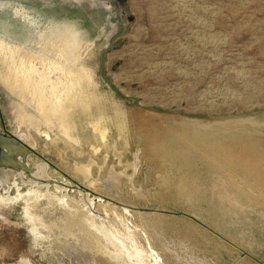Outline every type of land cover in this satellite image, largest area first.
<instances>
[{
	"label": "rangeland",
	"instance_id": "1",
	"mask_svg": "<svg viewBox=\"0 0 264 264\" xmlns=\"http://www.w3.org/2000/svg\"><path fill=\"white\" fill-rule=\"evenodd\" d=\"M8 18L12 21L8 22ZM67 20L78 23L81 36L87 41L76 57L87 68L95 93L102 96L109 115L110 106L116 104L130 118L123 136L116 125L108 123L106 143H117L123 152V164L133 161L136 152L139 167L132 177L134 183L127 180L121 193L127 202L86 187L81 179L62 169L56 147L75 161L77 157L81 162L90 159L91 145L97 140L89 125L92 115H78L79 145L52 129L47 144L42 135L36 146L29 148L12 128L19 113H7L10 99L15 98L0 84V134L16 138L31 151L15 163L25 167L22 170L28 174L27 184L41 187L50 198L63 194L64 200L77 202L81 212L93 214L104 223L114 214L98 210V204L106 209L110 204L135 213L159 214L170 221L165 238L174 241L183 231L196 248L213 252L210 256L216 264H264L259 255L225 237L176 202L175 194L167 189H171L173 174L164 178L166 170L160 166L165 144L170 134L179 131L177 124L183 119L253 117L264 121V0H0L3 34H7L3 30L7 21L15 25L20 35L28 30L35 43L54 21ZM136 112L155 127L136 126ZM92 114H97L95 107ZM30 133L34 137L35 127H30ZM240 143L244 147H234L235 154L246 158L248 165L256 166L264 175V137ZM108 149V168L115 166L120 172L124 167ZM103 154L102 151L97 157ZM29 156L36 161L33 167L27 162ZM39 167L42 170H37ZM55 185L65 190L59 193ZM14 189L21 191L18 198H14ZM27 189L13 185L8 191L0 189V195H4L0 199V264H76L66 252L69 238L58 230H35L31 225L25 210L34 195ZM198 232L206 236L202 239ZM211 236L216 237L217 247L206 243V238L213 241ZM220 240L226 244L224 249L220 248Z\"/></svg>",
	"mask_w": 264,
	"mask_h": 264
},
{
	"label": "bare ground",
	"instance_id": "2",
	"mask_svg": "<svg viewBox=\"0 0 264 264\" xmlns=\"http://www.w3.org/2000/svg\"><path fill=\"white\" fill-rule=\"evenodd\" d=\"M67 21H54L52 28L37 36L35 43L28 30L20 35L15 25L5 21L3 30L7 34L0 33V84L15 98L10 99L7 113H19L12 128L29 148L36 146L42 135L47 144L52 129L79 145L78 115H92L89 125L97 140L91 145V158L81 162L75 155V161L56 147L62 169L66 168L74 178L81 179L86 187L127 202L128 198L121 193L127 180L133 181L132 177L137 174V153H134L133 161L123 164V152L117 143L110 146L106 139L108 123L116 125L123 136L130 118L116 104L110 106L109 115L102 96L95 93L96 86L87 68L76 57L87 41L83 40L78 23ZM32 43L34 47H30ZM93 107L97 109L95 115L92 114ZM133 121L139 128L155 127L137 112L133 113ZM177 125L179 131L170 134L169 142L165 144L164 167L160 164L166 170L163 172L165 175L162 174L164 178L167 179L166 175L169 176L170 172L173 174L171 189H167L175 194L176 202L191 215L210 223L219 233L259 255L264 261V175L233 151L236 146L244 147L240 143L242 141L262 139L264 121L253 117L215 121L183 119ZM30 127H35V138L30 133ZM124 141L127 142L125 136ZM108 148H111L118 164L124 167L120 172L115 166L108 168ZM26 150L29 149L0 143V189L8 191L11 185L23 189L28 187L26 191L34 195V201L28 203L25 210L31 225L35 230H58L69 238L65 244L66 252L68 259L72 258L76 264H216L217 261L210 256L213 252L196 248L183 231L175 236L174 241L165 238L170 221L159 214L135 213L137 211L110 207V204L106 209V206L98 204V210H109L114 214L104 223L93 214L81 212L77 202L64 200L63 194L50 198L41 187L28 185V174L22 170L25 167L15 165L18 158L27 156ZM102 151L103 156L97 157ZM27 160L32 167L36 163L30 156ZM104 170L107 171L105 176ZM211 176L216 178L211 179ZM54 188L59 193L65 190L59 185ZM14 190V198H18L21 191ZM3 198L4 195H0V199ZM191 227L193 230L195 226L192 224ZM198 234L202 239L206 236L201 232ZM212 237L213 241L208 242L206 238V243L217 247L216 237ZM219 245L220 248L226 246L222 240ZM215 255L221 259L219 254ZM248 262L256 264L251 261L240 264Z\"/></svg>",
	"mask_w": 264,
	"mask_h": 264
},
{
	"label": "water",
	"instance_id": "3",
	"mask_svg": "<svg viewBox=\"0 0 264 264\" xmlns=\"http://www.w3.org/2000/svg\"><path fill=\"white\" fill-rule=\"evenodd\" d=\"M0 142L1 143H11V144L16 145L17 147L22 148V149H27L28 148V147H25L24 144H22L18 140H16V138L9 137V136H3L2 134H0ZM27 151L29 152L30 150H26L24 152L26 153Z\"/></svg>",
	"mask_w": 264,
	"mask_h": 264
}]
</instances>
